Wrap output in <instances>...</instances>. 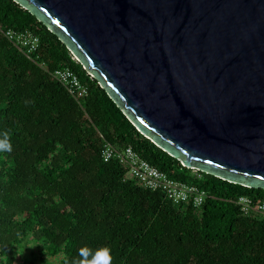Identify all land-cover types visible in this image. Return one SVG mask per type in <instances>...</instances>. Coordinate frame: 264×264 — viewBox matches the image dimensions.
I'll return each instance as SVG.
<instances>
[{"label": "trees", "instance_id": "16d2710c", "mask_svg": "<svg viewBox=\"0 0 264 264\" xmlns=\"http://www.w3.org/2000/svg\"><path fill=\"white\" fill-rule=\"evenodd\" d=\"M0 29L38 38L33 60L0 33V264H264V217L243 216L249 189L187 169L140 135L46 26L0 0ZM68 68L87 88L70 97L50 77ZM103 142L130 147L168 178L206 193L198 209L125 181ZM107 250L105 252L104 250Z\"/></svg>", "mask_w": 264, "mask_h": 264}, {"label": "water", "instance_id": "95a60500", "mask_svg": "<svg viewBox=\"0 0 264 264\" xmlns=\"http://www.w3.org/2000/svg\"><path fill=\"white\" fill-rule=\"evenodd\" d=\"M144 138L264 190V0H13Z\"/></svg>", "mask_w": 264, "mask_h": 264}, {"label": "built area", "instance_id": "2783aa9c", "mask_svg": "<svg viewBox=\"0 0 264 264\" xmlns=\"http://www.w3.org/2000/svg\"><path fill=\"white\" fill-rule=\"evenodd\" d=\"M2 36L16 48L25 58L33 60L38 48V38L28 31L0 29ZM72 56V55H71ZM72 59H76L72 56ZM50 77L57 82L66 93L79 101L87 94V88L82 85L77 76L68 68L56 69L50 72ZM103 162L116 161L126 168L125 181H132L139 187L160 192L173 205H189L198 209L206 197V193L194 185H188L167 177L155 167L140 159L130 147L117 149L108 142H103L100 151ZM240 213L245 217H264V200H254L248 196H240L236 200Z\"/></svg>", "mask_w": 264, "mask_h": 264}, {"label": "clouds", "instance_id": "9594fccd", "mask_svg": "<svg viewBox=\"0 0 264 264\" xmlns=\"http://www.w3.org/2000/svg\"><path fill=\"white\" fill-rule=\"evenodd\" d=\"M0 151H8V152L11 151V145L8 142L7 138H5L4 140H0ZM104 251L107 252L106 249ZM90 254H91L90 250L87 253H85L84 250H81L80 255L82 259L76 261L75 264H89L87 260V255H90Z\"/></svg>", "mask_w": 264, "mask_h": 264}, {"label": "rangeland", "instance_id": "374dc122", "mask_svg": "<svg viewBox=\"0 0 264 264\" xmlns=\"http://www.w3.org/2000/svg\"><path fill=\"white\" fill-rule=\"evenodd\" d=\"M18 264V263H17Z\"/></svg>", "mask_w": 264, "mask_h": 264}]
</instances>
